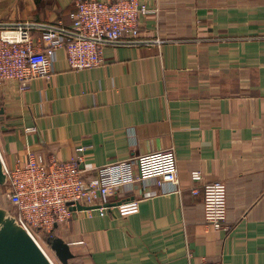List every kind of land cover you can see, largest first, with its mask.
I'll return each mask as SVG.
<instances>
[{"label": "crops", "instance_id": "obj_1", "mask_svg": "<svg viewBox=\"0 0 264 264\" xmlns=\"http://www.w3.org/2000/svg\"><path fill=\"white\" fill-rule=\"evenodd\" d=\"M77 0H0V24L71 26ZM113 1V0H99ZM147 43L105 49L103 63L0 89V152L29 149L94 169L173 148L179 186L120 188L101 215L56 228L73 264H264V0H140ZM35 128L33 133L26 129ZM193 172L202 178L195 180ZM224 182L226 228L204 220L205 184ZM199 189L198 195L193 193Z\"/></svg>", "mask_w": 264, "mask_h": 264}, {"label": "built area", "instance_id": "obj_2", "mask_svg": "<svg viewBox=\"0 0 264 264\" xmlns=\"http://www.w3.org/2000/svg\"><path fill=\"white\" fill-rule=\"evenodd\" d=\"M154 13L140 0H77L71 26H46L38 43L32 38L33 25L0 24V89L16 82L19 91L25 92L35 80L50 81L56 72L59 50H65L70 70L79 72L100 66L108 47L143 43L160 46L162 40L142 39L140 18ZM25 131L33 133L36 129ZM82 163L80 155L61 161L52 153L34 149H29L24 161L13 168L4 163L7 184L3 198L12 208V215L35 240L36 231L52 234L56 228L69 224L76 214L92 217L91 210L79 212V205L98 207L104 215L111 197L120 188L155 180L158 186L174 190L180 183L173 148L112 162L95 168L89 177ZM192 177L198 180L202 174L193 172ZM202 192L205 223L215 230L229 229L226 184L208 183ZM193 193L198 195L200 190L194 189Z\"/></svg>", "mask_w": 264, "mask_h": 264}, {"label": "water", "instance_id": "obj_3", "mask_svg": "<svg viewBox=\"0 0 264 264\" xmlns=\"http://www.w3.org/2000/svg\"><path fill=\"white\" fill-rule=\"evenodd\" d=\"M7 175L0 152V188L6 186ZM98 207L77 206L79 212ZM75 210V209H73ZM48 246L61 264H73L70 245L61 237L48 241ZM0 264H54L30 233L19 224L9 210L0 205Z\"/></svg>", "mask_w": 264, "mask_h": 264}, {"label": "rangeland", "instance_id": "obj_4", "mask_svg": "<svg viewBox=\"0 0 264 264\" xmlns=\"http://www.w3.org/2000/svg\"><path fill=\"white\" fill-rule=\"evenodd\" d=\"M5 191V188H0V205L9 210L12 214V208L7 204V202L3 198V192ZM37 242L39 243L40 247L44 250V252L50 257V259L54 262V264H61L57 258L55 257V254L52 252L50 247L47 244L46 237L47 234L44 232L36 231L34 234Z\"/></svg>", "mask_w": 264, "mask_h": 264}, {"label": "trees", "instance_id": "obj_5", "mask_svg": "<svg viewBox=\"0 0 264 264\" xmlns=\"http://www.w3.org/2000/svg\"><path fill=\"white\" fill-rule=\"evenodd\" d=\"M57 237H59V236H58V232L55 229L52 234H47L46 241L48 243L49 240H52V239L57 238Z\"/></svg>", "mask_w": 264, "mask_h": 264}]
</instances>
